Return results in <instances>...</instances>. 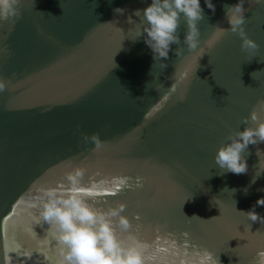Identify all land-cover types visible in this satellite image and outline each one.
<instances>
[{"label": "water", "instance_id": "95a60500", "mask_svg": "<svg viewBox=\"0 0 264 264\" xmlns=\"http://www.w3.org/2000/svg\"><path fill=\"white\" fill-rule=\"evenodd\" d=\"M148 2L20 0L15 23L0 22L9 82L0 91V264H61L53 229L38 217L47 192L67 191L77 167L99 193L86 197L94 206L126 205L130 227L117 233L142 247L145 264H203L205 250L218 264H264V222L240 212L264 196V172L251 182L264 141L248 145L245 173L214 160L264 100V4L245 0L253 52L236 33L215 35L238 0H213L215 12L201 0L197 48L183 43L181 19L179 43L155 60L144 36L134 38L135 10ZM92 133L99 147L84 139ZM255 211L264 217V205Z\"/></svg>", "mask_w": 264, "mask_h": 264}, {"label": "clouds", "instance_id": "9594fccd", "mask_svg": "<svg viewBox=\"0 0 264 264\" xmlns=\"http://www.w3.org/2000/svg\"><path fill=\"white\" fill-rule=\"evenodd\" d=\"M252 2L264 4V0ZM19 4L20 0H0V22L6 20L14 24L15 19L21 15L17 7ZM204 4L215 12L216 5L213 0H204ZM244 5L245 0H238L233 5L225 6V15L230 27L227 29L216 27L215 35L219 39L226 32L236 33L241 37V48L253 52L259 45L245 33L243 24L248 9ZM114 11L122 13L124 9L118 7ZM135 15L141 17V20L135 29L134 38L144 36V42L151 49L155 60L167 58L171 45L179 43L177 29L181 19L187 25L183 43L190 51L196 49L200 43L197 22L203 18L201 0H150L143 9H136ZM129 20L131 21V18ZM175 51L180 55L182 49L177 48ZM160 64L166 67L163 62ZM8 84L5 78L0 77V91ZM243 121L246 125L243 130L230 132L225 142L217 147L214 155L216 165L235 174L248 170L244 155L248 145L264 141V100H260L258 106L249 116L244 117ZM84 139L92 140L96 147L101 145L97 133H92L91 136L84 134ZM261 153L264 151L257 149L259 168L251 181L253 183L255 178L264 172ZM83 175L84 170L79 167L70 171L67 174L68 190L62 192L49 190L41 204L38 221L46 222L53 229V235L61 246V264H145L142 247L124 246L117 233V225L121 229L130 227L129 219L122 214L126 205L119 202L107 209L94 206L86 197H93L99 193L94 185H82ZM119 187L117 184L110 191H116ZM259 190L264 191V188ZM256 205H264V196L258 197L255 205L249 210L240 212L253 221L264 222V217L255 211ZM202 260L203 264H218V260L207 250L204 251Z\"/></svg>", "mask_w": 264, "mask_h": 264}]
</instances>
